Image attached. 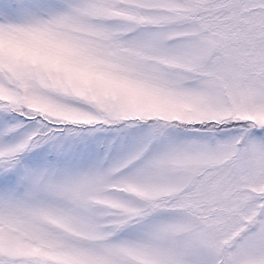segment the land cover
Masks as SVG:
<instances>
[{
	"label": "snow or ice",
	"instance_id": "1",
	"mask_svg": "<svg viewBox=\"0 0 264 264\" xmlns=\"http://www.w3.org/2000/svg\"><path fill=\"white\" fill-rule=\"evenodd\" d=\"M0 264H264V0H0Z\"/></svg>",
	"mask_w": 264,
	"mask_h": 264
}]
</instances>
